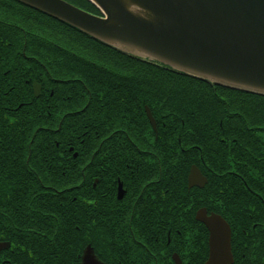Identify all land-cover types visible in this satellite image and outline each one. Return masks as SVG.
Listing matches in <instances>:
<instances>
[{
  "label": "trees",
  "instance_id": "obj_1",
  "mask_svg": "<svg viewBox=\"0 0 264 264\" xmlns=\"http://www.w3.org/2000/svg\"><path fill=\"white\" fill-rule=\"evenodd\" d=\"M67 1L98 12L87 0ZM33 81L43 89L38 99ZM80 87L89 92L76 97ZM63 89L74 101L62 100ZM82 95L89 99L76 111ZM92 155H121L122 164L124 155H158L154 198L160 204L143 226L149 232L157 217L160 263L169 259L166 239L177 235L179 223L198 226L206 255L204 226L194 220L202 205L224 202L249 209L251 224L264 222L262 212L250 211L261 210L252 203L264 200V96L121 53L14 0H0V240L16 250L14 262L26 253L29 264H77L87 244L109 261L110 249L130 247L118 206L110 214L105 204L114 184L105 181L104 162L97 164L102 158ZM192 164L207 177L202 189L186 187ZM130 166L126 172L137 165ZM136 215L140 221L139 206Z\"/></svg>",
  "mask_w": 264,
  "mask_h": 264
},
{
  "label": "water",
  "instance_id": "obj_2",
  "mask_svg": "<svg viewBox=\"0 0 264 264\" xmlns=\"http://www.w3.org/2000/svg\"><path fill=\"white\" fill-rule=\"evenodd\" d=\"M14 1L121 53L264 96V0H88L101 16L65 0ZM33 92L39 94L35 83ZM145 111L155 129L148 108ZM205 183L198 167L191 165L188 187ZM196 219L209 233L205 264H230L228 225L216 215L206 216L204 209L196 212ZM82 264L103 263L86 246Z\"/></svg>",
  "mask_w": 264,
  "mask_h": 264
},
{
  "label": "flooded vegetation",
  "instance_id": "obj_3",
  "mask_svg": "<svg viewBox=\"0 0 264 264\" xmlns=\"http://www.w3.org/2000/svg\"><path fill=\"white\" fill-rule=\"evenodd\" d=\"M67 2L71 3L70 1ZM94 15L100 16L101 14L98 11ZM71 51L72 54L79 57V52H75L73 50ZM34 83L39 86V94L37 96H35L33 92ZM79 90H76L80 93H75L76 97L81 95V93H84L85 95V92H89V90H87L86 88H81V90ZM31 91L32 95L37 99L43 94L42 86L35 81H33L31 84ZM63 95L64 98H62V100L74 101L73 94L67 89H63L62 96ZM84 95L81 96L79 101L80 106H77L78 108L76 109V111H80L83 108L81 106L86 105L84 102L89 98H85ZM103 98L104 95L99 101L101 102ZM145 107L144 112L147 118ZM148 110L152 116L149 108ZM147 122L150 129L152 131H155L156 123L155 129H153L148 118ZM117 130L120 133H125L128 136V132L124 129L118 128ZM145 136L146 139L149 140L150 132L148 131ZM92 156H99L102 158L97 160V164L99 165L104 162V170L106 172L105 181L108 182L109 185H112V182L114 184L111 190H109L110 198L105 204L108 207L110 214L116 213L117 211L114 210L113 207L118 206L120 210L118 212L120 215V218L118 219L120 221L119 228L122 231V237H125L130 242V247L115 250L110 249L107 253V258L109 259V261L101 260L96 254L93 247L90 244H87L86 246L91 247L94 255L103 264H205L208 259L209 233L206 225L196 219V212L200 209L205 210L206 216L216 215L228 225L230 231V251L232 254V262L230 264H264V222L259 221L253 222L251 224V216H247L250 213L249 209H244L241 211L232 209L226 205H223L224 202L217 204L216 208L212 209L205 205H202L194 212V220L202 224L206 232V239L204 238L203 247V249H205L206 255L203 254V251L201 249L203 241L201 240L200 233H198V230L196 229L198 228V226L196 224L191 225L186 222L183 225L179 223L178 226L175 227V232L177 233V235L173 238L167 237L166 239V244H169V259L166 263H160L159 256L161 253H164L159 252L158 247V235L156 228L159 224L157 222V217H155V219H152V223L155 222V225L152 227V230L149 229V232L145 231L143 226L144 220L149 221V218H145V215H149L153 212H158V206L160 204V201L154 198L158 196V192L155 191L157 190L156 184L158 182L159 174L158 155H124V158H128V161L125 164H122V162L119 160V156L121 155ZM73 157H76V155H73ZM94 161L95 160H93V163ZM131 161H133L137 166L134 172L129 173L130 168H132V166H130ZM139 165H145L146 167L143 168ZM199 171L206 178V183L202 187L192 186L190 188L195 187L202 189L206 186L207 177L200 169ZM144 180H146V182H144L143 185H140L139 183L141 181L143 182ZM98 181V178H94L92 180L91 187L93 189L96 188ZM186 187L187 189H190L187 185V178ZM119 189L122 190V195L120 197L118 196ZM149 190H151L152 192H150ZM152 193L153 198L147 200V198H149ZM145 196L146 198H144ZM92 204H96V202L93 201ZM248 204H251V201H249ZM252 204L262 205L263 208L261 210L250 209L251 213L258 211L264 214V200L254 201ZM138 206L140 207V217L142 218L140 221L137 220L138 217L136 215ZM240 212L245 213V215H239ZM189 213L191 212L189 211ZM231 214L235 219L234 221ZM191 237L194 238L193 243H191ZM191 246H193V251H191L190 249ZM85 247L82 249L79 255V261L77 264H82V255ZM15 253L16 250L10 246L9 241L0 240V264H29L27 262H23L26 253L23 256L21 262H14L12 257L15 255Z\"/></svg>",
  "mask_w": 264,
  "mask_h": 264
}]
</instances>
